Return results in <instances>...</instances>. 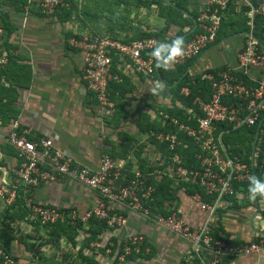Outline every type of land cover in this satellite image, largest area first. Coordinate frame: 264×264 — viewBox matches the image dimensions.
<instances>
[{"label":"crops","instance_id":"0c3cea01","mask_svg":"<svg viewBox=\"0 0 264 264\" xmlns=\"http://www.w3.org/2000/svg\"><path fill=\"white\" fill-rule=\"evenodd\" d=\"M114 1L116 6L112 4L106 9L110 16L119 7L117 0ZM162 1L180 6L184 14H190L189 17L199 14L204 5V0H159L158 4L152 5L153 12L150 8L149 12L140 14L138 8V18L142 19L138 22L135 7L130 0H125L120 4L126 7L125 24L120 25L115 20L106 26L104 17L102 23L96 17L94 22L87 21L82 15L75 19L77 10L70 16L62 11L47 14L37 5L27 9L24 0H0L4 47L8 56V63L0 69V189L16 185L21 195L23 190L25 192V186L15 173L20 158L6 139L14 120H18L31 137L51 138L57 148L67 152L76 162L92 168L99 166L104 153L112 156L125 170L141 169V162L159 168L156 164H161L158 162L160 150L143 127L145 118L147 122L159 120L162 107L170 104L171 95L165 83L154 76L136 72L128 60L120 59L115 67L121 81L112 90L117 113L111 119H103L97 100L82 76L83 50L78 43L85 35L103 37L127 36L146 30L159 32L166 24L161 15ZM78 5L81 12V0ZM249 5L243 0L231 2L224 12V19L229 21L231 28L236 29L233 23H242L245 18L249 25L253 15ZM178 29L169 30L168 36L174 37L171 42L184 37L177 36ZM246 37L245 30L229 33L196 57L187 71L194 75L207 67H236ZM230 140L244 138L232 137ZM262 141L264 135L255 137L251 156L257 157ZM25 195L43 205L75 208L81 212L99 201L94 190L67 178L33 187ZM178 198L173 206L167 203V207L175 206V211L193 227L201 225L207 212L182 189ZM235 199L223 202L213 217L211 229L217 228L218 235L232 243L251 242L264 235V198L251 201L245 192ZM12 205L0 196V220L5 209ZM14 220L31 231L32 225L28 221L18 217ZM141 232L156 247V255L166 254L165 262L160 261V264L168 261L169 264H188L192 259L189 241L137 213H130L128 225L119 234L123 238ZM224 264H264V250L247 256L228 257Z\"/></svg>","mask_w":264,"mask_h":264},{"label":"built area","instance_id":"2783aa9c","mask_svg":"<svg viewBox=\"0 0 264 264\" xmlns=\"http://www.w3.org/2000/svg\"><path fill=\"white\" fill-rule=\"evenodd\" d=\"M24 1L27 9L37 5L47 14L54 13L59 5L65 4V0ZM232 1L204 0L199 17L195 20L194 28H198L199 32L182 45L181 54L171 61L173 65H182L211 46L220 30L224 11ZM243 1L250 4V0ZM256 14L264 15V0H260L259 5L253 8L250 30L238 55L236 67H228L217 75L213 72L203 74L202 78L209 81L212 93L207 100L200 96L194 100L201 112L197 127L180 125L182 130L193 137L199 148L196 157L200 167L197 169L183 164V156L176 152L180 144L176 133L162 132L156 135L173 152L169 157L164 156L163 162L166 164L163 168L159 167L153 172L135 168L128 175L124 166L107 153L102 154L97 168L80 164L67 152L57 148L51 138H33L27 130L22 129L18 120H14L6 139L20 158L15 173L25 186V192L43 183L67 178L99 195L98 203L83 212L75 208L60 209L43 205L26 196V207L30 210L29 221L40 222L42 225L67 221L72 225L82 223L88 228L92 219L104 220L106 229L92 244L94 248H99L102 239L106 238L108 249H111L114 242L110 238L126 228L130 213H137L189 241L191 250L200 258L199 264H221L226 257L247 256L264 250V235L251 242L232 243L223 238H214L211 229L214 215L223 202L229 201L228 197L240 198L248 192V182L252 175L264 179V162L258 165L260 174L256 173V157L252 155L250 162L245 161L241 156L232 154L223 140L224 135L231 131L260 127L264 118V44L253 34ZM4 35L0 13V69L8 63ZM78 44L83 50L82 76L97 100L103 119H111L116 113L109 91L112 81H121L119 74L113 72L114 55L128 60L136 72L152 75L156 71L157 62L152 54L144 55V52L157 47L158 40L155 37L125 42L113 36L85 35ZM182 93L188 94L189 88L184 87ZM163 174L176 183L183 181L198 184L206 195L212 197L205 201L198 192L189 195L208 214L201 225L193 227L177 211L168 210L164 214L154 206L152 200L156 185L151 177ZM0 196L8 204H13L18 196V187L12 185L6 190L0 189ZM126 237L124 253L120 257H125L132 250L139 252L145 239L139 233L128 234ZM0 264L23 263L0 249Z\"/></svg>","mask_w":264,"mask_h":264},{"label":"trees","instance_id":"16d2710c","mask_svg":"<svg viewBox=\"0 0 264 264\" xmlns=\"http://www.w3.org/2000/svg\"><path fill=\"white\" fill-rule=\"evenodd\" d=\"M140 1V7H150L153 4H158L159 0H139ZM118 4H121L123 0H117ZM125 2V0H124ZM163 2V1H162ZM260 0H250V8H255L259 5ZM162 9H161V15L165 19L166 24L159 32L146 30V31H139L137 33H134L132 35H125V36H116L112 35L114 38L122 39L125 42L131 41L132 39H141V38H147V37H155L158 40V44L160 43H170L171 40L174 37L168 36L169 30L173 27L179 28L176 31L177 36H184L182 38V42L186 43L191 38L195 36L197 32H199L198 28L195 27V20L199 17V14L196 13L194 15L190 14L186 15L183 13L180 6H172L169 5L166 2H163ZM78 9L77 7V1L76 0H65L64 5H59L56 11H62L65 12L66 16H70L74 11ZM226 11V10H225ZM224 11V12H225ZM124 18V17H123ZM246 18L243 20L242 23H233L236 26V29H233L229 25V21H225L224 15L222 24L220 27V30L217 34L216 40L211 44V46L215 43H217L219 40H221L224 36H227L229 33H235V32H249L250 26L248 25V20L245 21ZM122 23V21H121ZM120 24V23H119ZM254 36L257 37L260 41L264 44V15L262 14H256L254 17ZM122 25V24H121ZM232 26V25H231ZM226 29H229V32L226 31ZM247 38V37H246ZM210 46V47H211ZM153 50L144 52V55L147 56L149 54H152ZM196 58V57H195ZM195 58H192L188 60L186 63L182 65H173L172 62H169L167 67H156V71L150 75L154 76L157 79H161L164 83L166 88H168L170 92V104H167V106L162 107L160 119L159 120H153L150 122H147L148 119L145 118L144 123L145 126L143 127L144 132H149L150 140L152 143L156 144L160 150L161 156L160 159H158V162H161V164H156L157 167L163 168L164 164L166 162H163L164 156H170L172 155V151H170L168 144L166 142H162L157 139L156 135L159 133H176L178 135V138L180 140V144L176 148V152L180 153L183 156L184 162L183 164L189 168L197 169L200 167L199 159L196 157L197 152H199V148L194 142L193 137L188 135L184 130L180 128L181 124H186L191 127L196 128L197 127V119L201 115V112L199 110L198 105L194 102L195 98L200 96L204 99H209L212 90L211 85L207 79H203L202 76L204 73L213 72L214 74H218L222 70L227 69V67H215V68H203L196 72L194 75L191 74L190 71H187L189 66H191L195 60ZM122 59L120 55H114L113 57V72L118 73V70L116 69L115 65L117 62ZM157 66V65H156ZM240 75V74H237ZM120 76V75H119ZM116 83H119V81H112L109 85V91H110V98L115 102V97L112 94L113 87L116 85ZM184 87L189 88V93L184 94L182 93V89ZM116 107V113H117V104L115 102ZM115 113V114H116ZM113 118V117H112ZM147 122V123H146ZM221 128V127H220ZM264 129V121L258 126H254L251 128H241L236 131H231L224 135L223 140L225 144L228 146L230 152L232 154H237L241 156L245 161L250 162V157L253 149V141L256 136L259 138L264 135V132H261V130ZM241 130L246 131V135L244 137V140H230L233 136L232 134L235 132H240ZM244 148V149H243ZM264 142L262 141L261 144V151L258 152L256 157V173L260 174V168L258 165L264 162ZM141 169L143 171H154L155 166H152L147 164L145 162L144 164L141 162ZM128 175H131V171L126 170ZM151 181L155 183L156 185V191L153 196L152 203L156 208H158V211H161L162 213L166 214L168 210H175V206L173 207H167L168 205H174L175 201L179 200L178 193L179 190H183L187 195H192L194 193H200L202 195L203 200L208 201L211 200L212 197L205 194L203 188L198 184H190L186 182H179L176 183L172 178H170L168 175L163 174L161 176H153L151 177ZM23 195V196H22ZM19 193L18 190V196L16 198V201L13 203V205L2 213V218L0 220V249L4 250L7 253L12 254L17 260L18 258L16 255L13 254L15 249V242L18 240L14 234V224H16L15 218H22L25 221H28L33 227H35L39 232H41L40 228H45L46 233H42L46 235L51 240H57L63 238L66 239L69 243H71L73 246L77 247L79 246L80 251L83 252V248L87 249V246L100 238V234L106 229V223L104 220H97L92 219L90 221V225L88 228H85L82 223H78L77 225H72L68 223L67 221H58L55 223L45 224L42 225L40 222H30L29 221V214L30 210L26 207V195L23 190V194ZM228 199H233L236 201L235 197H228ZM217 228H212V236L214 238H223L227 241H229L226 237H221L218 235ZM83 237L82 241H80V237ZM121 235H113L110 240L114 242V245H112L110 248L114 252H116V259H119V256H121L122 253H124V246H125V239H121ZM144 241L141 245V248L139 252H136L135 250H132L130 254L126 255V259L130 260L131 262L136 261V259H143V260H149L153 258L156 255V247L146 238L144 237ZM22 243H25V239L20 238ZM231 242V241H230ZM81 245H78V244ZM90 248V254L89 257H84L86 260L90 261L91 263H96L97 260L95 256L99 254H104L107 249L109 248V244L107 243L103 247ZM29 252H31L30 259L33 260L35 258V253L33 251V248H29ZM82 254V253H81ZM191 255L193 256L190 262L188 264H199L200 258L199 256L191 250ZM228 257L224 258L223 262L221 264L225 263V260Z\"/></svg>","mask_w":264,"mask_h":264},{"label":"rangeland","instance_id":"374dc122","mask_svg":"<svg viewBox=\"0 0 264 264\" xmlns=\"http://www.w3.org/2000/svg\"><path fill=\"white\" fill-rule=\"evenodd\" d=\"M77 1V14L75 16V19H77L80 15L82 17L84 16L87 21L94 22L95 17L98 21L101 20V23L106 22V26H110V23H113L115 20H117L120 25L122 23L125 24V20L123 17H126V7H122V5H118V9H114V12L112 15H108L107 13L111 14L106 9L114 4L116 6V1L114 0H81L83 3V8H79V0ZM124 1V0H123ZM133 6L135 7V13H136V20H139L140 22L142 19L138 18L139 13L142 14L144 12H153V6L147 7V9H140L139 13L137 10L138 7H140V1L139 0H130ZM140 5V6H139ZM122 7V8H121ZM131 8V7H130ZM151 8V9H150ZM150 9V10H149ZM83 17V18H84ZM80 18V17H79ZM122 21V23H121ZM115 22V23H117ZM123 25V24H122ZM90 36V35H89ZM94 36V35H93ZM83 37V36H82ZM158 112V111H157ZM161 114V113H160ZM233 137L238 139H243L246 136V131L241 130L240 132H234L232 134ZM14 234L18 240L14 241L15 243V251L13 252L14 255L18 258V260L23 264H94L90 261L86 260L84 257L91 256L90 254V248L94 245L91 242L87 249L83 248V252H81L79 249V246L75 247L66 239H59L57 240H51L46 235H44L47 231L45 228H40L41 232L44 234H41L35 227L32 226L31 231H28L25 226L22 224H14ZM168 231V230H167ZM170 232V231H168ZM171 234H174L170 232ZM131 234V233H130ZM135 234V233H132ZM146 236L145 234L139 233ZM20 238L25 239V243H22ZM128 237H124L123 239L126 240ZM83 237H80V241H82ZM122 239V238H121ZM111 242H113L111 240ZM108 243L106 238H103L101 241V247L105 246ZM78 245H81L80 243ZM33 248V251L35 253V258L33 260L30 259L31 252H29V248ZM98 247V246H97ZM90 250V251H89ZM82 253V254H81ZM159 253L157 254L154 259L152 260H143V259H136V261L131 262L130 260H127L126 257H120L119 259H116V252L113 253L111 249H107V251L104 254H99L95 256L97 262L95 264H160V261L163 263L165 262L164 257L166 254ZM163 255V256H162ZM168 261L165 264H169Z\"/></svg>","mask_w":264,"mask_h":264},{"label":"clouds","instance_id":"9594fccd","mask_svg":"<svg viewBox=\"0 0 264 264\" xmlns=\"http://www.w3.org/2000/svg\"><path fill=\"white\" fill-rule=\"evenodd\" d=\"M182 39L177 38L168 43H160L153 49L152 56L157 62V67H167L168 63L173 61L176 56L182 52ZM248 196L251 201L258 197L264 198V179L252 175L248 182Z\"/></svg>","mask_w":264,"mask_h":264},{"label":"water","instance_id":"95a60500","mask_svg":"<svg viewBox=\"0 0 264 264\" xmlns=\"http://www.w3.org/2000/svg\"><path fill=\"white\" fill-rule=\"evenodd\" d=\"M195 22V21H194Z\"/></svg>","mask_w":264,"mask_h":264}]
</instances>
